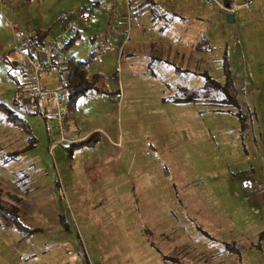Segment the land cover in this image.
<instances>
[{"label":"rangeland","instance_id":"1","mask_svg":"<svg viewBox=\"0 0 264 264\" xmlns=\"http://www.w3.org/2000/svg\"><path fill=\"white\" fill-rule=\"evenodd\" d=\"M245 1L0 0V101L31 129L0 108L1 197L26 226L0 218V264H264V0ZM18 28H49L43 51L57 43L42 87H59L75 55L110 91L81 94L63 118L43 97L45 115L28 113ZM224 57L245 129L204 85L203 72L225 82Z\"/></svg>","mask_w":264,"mask_h":264},{"label":"trees","instance_id":"2","mask_svg":"<svg viewBox=\"0 0 264 264\" xmlns=\"http://www.w3.org/2000/svg\"><path fill=\"white\" fill-rule=\"evenodd\" d=\"M95 4L99 3V0H94ZM49 28H42L38 29L35 32L34 39L36 41L44 42L46 36L48 35ZM81 34L79 32H74L71 37L69 38V41L62 47H59L58 50L61 51V49H64L67 45L72 43L76 38L80 37ZM26 47V45H23ZM224 59V76H225V82L221 83L218 80L211 77L206 72H203V75L205 77L204 85L208 87H213L218 92L217 98L221 102L227 103L229 105L237 106V114L239 115V118L241 119L242 126L246 125V122H244V114L241 113V109L239 107V101L237 100V83H236V77L234 76L233 72L229 68L228 64ZM64 74H60L59 79L61 80L60 87H63L66 90V107L68 109H74L76 99L83 93H86L88 90H94L96 92H102V93H108L110 90L108 89L106 73L103 72L100 69L96 70H90V66L94 62L93 58L89 57L87 59H81L79 57H76L75 55H70L67 57L64 61ZM54 64V61L51 62L49 68ZM47 67V68H48ZM22 71V70H21ZM43 71V70H41ZM40 71V72H41ZM16 78L17 86L22 88V80ZM27 83L26 80H23ZM24 82V83H25ZM195 95H189L188 97H179L178 99H188L193 98ZM206 96V97H205ZM205 98L212 99V96L205 95ZM34 105L32 109H27V112L29 113H39L41 112L43 115H45V112L42 110L43 104L41 103L42 96L41 95H35L34 96ZM0 108L4 111L6 118L8 121L12 122L13 124L17 125L18 127L22 128L25 132H30V125L27 121V119L18 113V111L6 104L5 102L0 101ZM69 111V110H68ZM87 140V139H83ZM0 218L2 221L7 225H15L20 230H24L26 226L21 222L20 216L17 211L16 205H7L2 197H1V189H0ZM264 235V229H262L259 232V236Z\"/></svg>","mask_w":264,"mask_h":264},{"label":"built area","instance_id":"3","mask_svg":"<svg viewBox=\"0 0 264 264\" xmlns=\"http://www.w3.org/2000/svg\"><path fill=\"white\" fill-rule=\"evenodd\" d=\"M250 3L251 0H246L244 2L245 5H249ZM90 15L91 13L89 10H81L79 13L74 15L73 19L68 21L67 27L73 32H79L81 34L78 23L80 20L89 18ZM34 36L35 32L32 31H27L21 28L15 30V37L17 38L18 42L26 45L25 50L23 51L24 56L22 60H20L19 66L33 85V96L41 95L46 100V102H51L52 105H55V111H60V113H58L59 117L61 115V118H63L62 107H66L67 103L65 102V99H62V97L66 96V90L60 86L57 88L42 87L40 82V71L45 67L47 68L48 65L51 64L55 53L57 52V43L50 42L47 44L45 51H43V42L36 41ZM41 53L45 54L44 60L40 59ZM65 131V122L60 119L59 132L61 134V141L67 140V136L64 134ZM240 184L243 188L248 189L261 187V183L259 181L247 175H244L240 179Z\"/></svg>","mask_w":264,"mask_h":264},{"label":"crops","instance_id":"4","mask_svg":"<svg viewBox=\"0 0 264 264\" xmlns=\"http://www.w3.org/2000/svg\"><path fill=\"white\" fill-rule=\"evenodd\" d=\"M20 46H21V48H20ZM16 50H17V51L20 50V51L23 52V51L25 50V47L23 46V44L20 43L19 46L16 47ZM58 53H59V52H56V53H55V56H54V58H53V61H54L55 63H56L58 60H61L60 57H59V58L57 57ZM40 59H41V60H44V59H45V54H44V53H41V54H40ZM13 61H14L15 64L18 65V63H19V58H16V57H15V58H13ZM57 65H58V64H57ZM60 66H61V64L58 65V67H60ZM18 67H19V66H18ZM48 68H49V67H48ZM20 69H21V68H20ZM46 69H47V68H46ZM46 69H45V70H46ZM49 69H50V68H49ZM42 70H43V69H42ZM41 72H42V71H41ZM47 80H48V79L45 77V78L43 79V81H44L43 83L46 84V83H47ZM59 82H60V84H61V80H60ZM236 83H237V82H236ZM237 86H238V84H237ZM50 88H51V87H50ZM237 88H238V87H237ZM63 98L66 99V96L63 97ZM42 104H43V103H42ZM246 125H247V123H246ZM246 125L243 126L244 129L247 127ZM247 176H249V175H247Z\"/></svg>","mask_w":264,"mask_h":264},{"label":"water","instance_id":"5","mask_svg":"<svg viewBox=\"0 0 264 264\" xmlns=\"http://www.w3.org/2000/svg\"><path fill=\"white\" fill-rule=\"evenodd\" d=\"M225 16H226L227 20H232V18H233V14L231 11H226Z\"/></svg>","mask_w":264,"mask_h":264}]
</instances>
